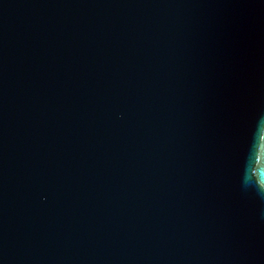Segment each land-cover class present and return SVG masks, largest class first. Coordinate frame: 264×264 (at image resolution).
<instances>
[{"label":"water","instance_id":"95a60500","mask_svg":"<svg viewBox=\"0 0 264 264\" xmlns=\"http://www.w3.org/2000/svg\"><path fill=\"white\" fill-rule=\"evenodd\" d=\"M0 264H264V0H0Z\"/></svg>","mask_w":264,"mask_h":264}]
</instances>
